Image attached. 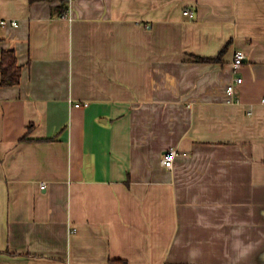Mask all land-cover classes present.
I'll return each instance as SVG.
<instances>
[{"label":"crops","instance_id":"crops-1","mask_svg":"<svg viewBox=\"0 0 264 264\" xmlns=\"http://www.w3.org/2000/svg\"><path fill=\"white\" fill-rule=\"evenodd\" d=\"M0 19L19 23L0 67L12 47L22 67L0 72V264H264V0H0Z\"/></svg>","mask_w":264,"mask_h":264},{"label":"built area","instance_id":"built-area-1","mask_svg":"<svg viewBox=\"0 0 264 264\" xmlns=\"http://www.w3.org/2000/svg\"><path fill=\"white\" fill-rule=\"evenodd\" d=\"M185 14H190L189 11H186ZM7 26H13V27H19L18 21H8L5 19H0V28H6ZM246 59V55L243 51H237L234 56V61H233V70L235 73V79L232 84H230L227 87V92L231 97L235 96L236 93V85L237 84H242L244 79L240 74V69ZM76 107H88L89 103H76ZM178 157V151L175 149H170L167 151L162 159V164L165 168L167 169H173L175 161ZM46 185L42 184V189H45Z\"/></svg>","mask_w":264,"mask_h":264},{"label":"trees","instance_id":"trees-1","mask_svg":"<svg viewBox=\"0 0 264 264\" xmlns=\"http://www.w3.org/2000/svg\"><path fill=\"white\" fill-rule=\"evenodd\" d=\"M39 1L49 0H30L31 3ZM65 7H67V5H65ZM227 48L228 47H225L220 56L216 59L217 61H219L221 55L226 52ZM208 60L215 61V59ZM0 72L2 74L1 86H16L20 84L22 78V67L18 64L15 48L12 47L9 50L3 52Z\"/></svg>","mask_w":264,"mask_h":264}]
</instances>
